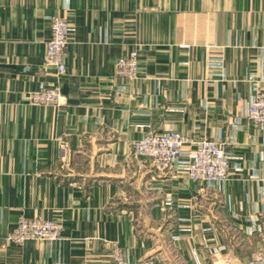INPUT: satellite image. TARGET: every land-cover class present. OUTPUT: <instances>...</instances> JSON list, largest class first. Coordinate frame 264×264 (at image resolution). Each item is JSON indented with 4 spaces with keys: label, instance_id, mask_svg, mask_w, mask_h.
Here are the masks:
<instances>
[{
    "label": "crops",
    "instance_id": "1",
    "mask_svg": "<svg viewBox=\"0 0 264 264\" xmlns=\"http://www.w3.org/2000/svg\"><path fill=\"white\" fill-rule=\"evenodd\" d=\"M53 16L74 28L62 78L45 64ZM132 53L139 79L116 78ZM41 83L59 87L64 105H31ZM255 88L264 89V0H0V264H114L116 245L130 250L128 264H255ZM171 130L225 145L223 192L133 158L135 141ZM22 215L58 221L62 240L7 242Z\"/></svg>",
    "mask_w": 264,
    "mask_h": 264
},
{
    "label": "built area",
    "instance_id": "2",
    "mask_svg": "<svg viewBox=\"0 0 264 264\" xmlns=\"http://www.w3.org/2000/svg\"><path fill=\"white\" fill-rule=\"evenodd\" d=\"M49 22L51 38L46 44L45 64L55 71L58 78H62L67 73L66 52L74 28L67 18L61 16L50 17ZM115 77L127 81L139 79V61L136 53L122 57L116 62ZM28 101L34 106L61 107L65 97L59 87L41 83L37 90L28 93ZM246 117L264 130V89H254ZM132 149L134 159L149 160L152 165L162 170H180L193 182L206 189H215L218 193L223 192L230 180L233 155L219 141L207 138L194 141L181 132L171 130L162 134H146L133 143ZM67 154V149L63 146L60 157L65 159ZM63 233V225L56 220L29 219L22 215L18 218L16 229L9 233L5 240L23 246L31 241H60ZM129 260L127 249L114 246V264H128ZM255 264H264V257H258Z\"/></svg>",
    "mask_w": 264,
    "mask_h": 264
},
{
    "label": "rangeland",
    "instance_id": "3",
    "mask_svg": "<svg viewBox=\"0 0 264 264\" xmlns=\"http://www.w3.org/2000/svg\"><path fill=\"white\" fill-rule=\"evenodd\" d=\"M124 249H127V248H124ZM128 251H129V256H130V250L129 249H127Z\"/></svg>",
    "mask_w": 264,
    "mask_h": 264
}]
</instances>
